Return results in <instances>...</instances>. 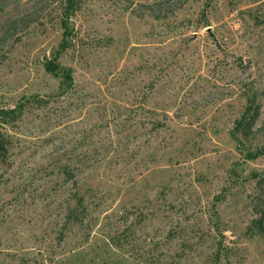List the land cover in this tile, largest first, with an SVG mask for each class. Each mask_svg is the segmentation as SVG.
I'll use <instances>...</instances> for the list:
<instances>
[{"label": "rangeland", "instance_id": "1", "mask_svg": "<svg viewBox=\"0 0 264 264\" xmlns=\"http://www.w3.org/2000/svg\"><path fill=\"white\" fill-rule=\"evenodd\" d=\"M19 104L0 264H264V0H0Z\"/></svg>", "mask_w": 264, "mask_h": 264}, {"label": "trees", "instance_id": "2", "mask_svg": "<svg viewBox=\"0 0 264 264\" xmlns=\"http://www.w3.org/2000/svg\"><path fill=\"white\" fill-rule=\"evenodd\" d=\"M69 2L71 3V0H69ZM68 8L72 10L74 6L70 4ZM70 80L71 79L69 74H64V80L62 82V85H67L66 87H69ZM23 109H24V104H19L11 108H0V124L1 125L15 124L17 121L21 119V116L24 111ZM257 116H258V108L252 110L251 108L247 107L245 112L241 116L240 120L238 121V124L236 126L237 130L241 133L242 132L245 134L246 132L249 133L254 126ZM236 139L239 141L238 137ZM6 143H7L6 140H4L2 134H0V161L5 155ZM255 155L257 154L255 153L253 156ZM68 215L70 222L78 221L79 216H78L77 206L74 208L72 207ZM252 225L254 226L255 231L264 235V209L259 211V216L252 221Z\"/></svg>", "mask_w": 264, "mask_h": 264}]
</instances>
